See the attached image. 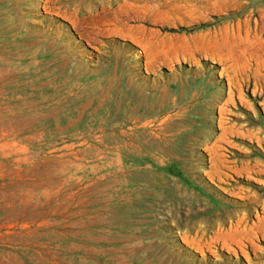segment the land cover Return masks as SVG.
<instances>
[{
  "label": "rangeland",
  "instance_id": "1",
  "mask_svg": "<svg viewBox=\"0 0 264 264\" xmlns=\"http://www.w3.org/2000/svg\"><path fill=\"white\" fill-rule=\"evenodd\" d=\"M0 244L264 264V0H0Z\"/></svg>",
  "mask_w": 264,
  "mask_h": 264
},
{
  "label": "trees",
  "instance_id": "2",
  "mask_svg": "<svg viewBox=\"0 0 264 264\" xmlns=\"http://www.w3.org/2000/svg\"><path fill=\"white\" fill-rule=\"evenodd\" d=\"M170 31H174L175 29H169ZM8 245L6 244H0V247H6L7 248Z\"/></svg>",
  "mask_w": 264,
  "mask_h": 264
}]
</instances>
